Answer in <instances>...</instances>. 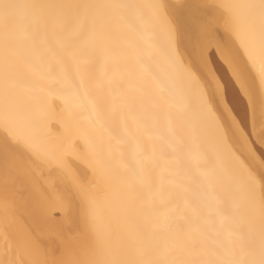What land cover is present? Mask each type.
I'll return each instance as SVG.
<instances>
[{"label":"bare ground","instance_id":"bare-ground-1","mask_svg":"<svg viewBox=\"0 0 264 264\" xmlns=\"http://www.w3.org/2000/svg\"><path fill=\"white\" fill-rule=\"evenodd\" d=\"M253 4L0 0V264H218L259 245Z\"/></svg>","mask_w":264,"mask_h":264},{"label":"snow or ice","instance_id":"snow-or-ice-1","mask_svg":"<svg viewBox=\"0 0 264 264\" xmlns=\"http://www.w3.org/2000/svg\"><path fill=\"white\" fill-rule=\"evenodd\" d=\"M8 7L11 6L5 5V8ZM97 7H103V5H98ZM249 7L259 8L261 19L264 21V0H259V4H253ZM261 140L264 142V133L261 135ZM262 214H264V209H262ZM37 264H39V262H37ZM86 264H198V262L168 258L143 259L135 254H122L111 258L91 260L86 262ZM204 264H217V262L205 261ZM218 264H264V224H262L261 227L258 246H252L247 250H241L238 258L222 259Z\"/></svg>","mask_w":264,"mask_h":264}]
</instances>
